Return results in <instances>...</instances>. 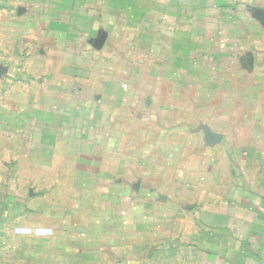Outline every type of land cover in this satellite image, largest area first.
<instances>
[{
  "label": "crops",
  "instance_id": "crops-1",
  "mask_svg": "<svg viewBox=\"0 0 264 264\" xmlns=\"http://www.w3.org/2000/svg\"><path fill=\"white\" fill-rule=\"evenodd\" d=\"M0 264H264V0H0Z\"/></svg>",
  "mask_w": 264,
  "mask_h": 264
}]
</instances>
